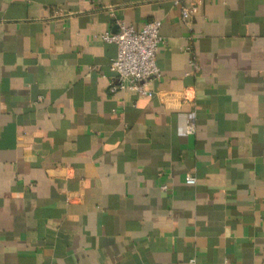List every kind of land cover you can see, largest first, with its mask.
I'll use <instances>...</instances> for the list:
<instances>
[{"label": "crops", "instance_id": "obj_1", "mask_svg": "<svg viewBox=\"0 0 264 264\" xmlns=\"http://www.w3.org/2000/svg\"><path fill=\"white\" fill-rule=\"evenodd\" d=\"M182 3L0 0V264H264V0ZM151 20L154 95L111 92Z\"/></svg>", "mask_w": 264, "mask_h": 264}, {"label": "built area", "instance_id": "obj_2", "mask_svg": "<svg viewBox=\"0 0 264 264\" xmlns=\"http://www.w3.org/2000/svg\"><path fill=\"white\" fill-rule=\"evenodd\" d=\"M174 1L182 5V19L186 22L198 12L196 4L184 5L182 0ZM161 25V20H151L141 29H136L132 25L120 22L116 32L106 31L102 34L105 41L115 43L117 46V53L111 59L109 66L113 73L109 83L111 92L128 89L143 96L154 95V91L147 84L161 75L157 62V54L164 42ZM190 64L192 69L197 68L196 58L192 57ZM194 131L195 124L189 122L186 132L191 134ZM185 179L188 184L196 183V178L190 174ZM167 188V185H162V189Z\"/></svg>", "mask_w": 264, "mask_h": 264}]
</instances>
